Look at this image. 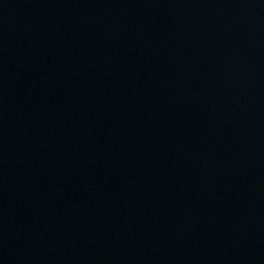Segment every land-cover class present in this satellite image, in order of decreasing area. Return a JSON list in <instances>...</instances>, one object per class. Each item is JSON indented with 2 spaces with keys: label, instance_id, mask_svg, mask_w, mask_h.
Segmentation results:
<instances>
[{
  "label": "water",
  "instance_id": "95a60500",
  "mask_svg": "<svg viewBox=\"0 0 264 264\" xmlns=\"http://www.w3.org/2000/svg\"><path fill=\"white\" fill-rule=\"evenodd\" d=\"M0 264H264V0H0Z\"/></svg>",
  "mask_w": 264,
  "mask_h": 264
}]
</instances>
